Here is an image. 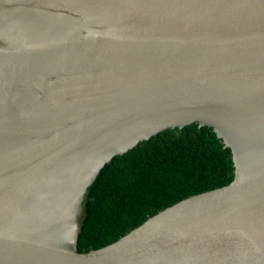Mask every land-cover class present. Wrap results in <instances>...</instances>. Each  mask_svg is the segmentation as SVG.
<instances>
[{
	"label": "water",
	"instance_id": "water-1",
	"mask_svg": "<svg viewBox=\"0 0 264 264\" xmlns=\"http://www.w3.org/2000/svg\"><path fill=\"white\" fill-rule=\"evenodd\" d=\"M193 124L232 181L79 252L100 170ZM0 264H264V0H0Z\"/></svg>",
	"mask_w": 264,
	"mask_h": 264
},
{
	"label": "trees",
	"instance_id": "trees-1",
	"mask_svg": "<svg viewBox=\"0 0 264 264\" xmlns=\"http://www.w3.org/2000/svg\"><path fill=\"white\" fill-rule=\"evenodd\" d=\"M231 152L211 128L166 130L116 156L87 189L79 252L100 249L159 211L229 184Z\"/></svg>",
	"mask_w": 264,
	"mask_h": 264
}]
</instances>
